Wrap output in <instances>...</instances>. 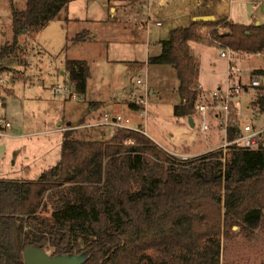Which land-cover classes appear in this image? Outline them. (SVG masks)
<instances>
[{
	"label": "trees",
	"instance_id": "1",
	"mask_svg": "<svg viewBox=\"0 0 264 264\" xmlns=\"http://www.w3.org/2000/svg\"><path fill=\"white\" fill-rule=\"evenodd\" d=\"M10 1L12 40L0 49L1 61L12 59L23 36L38 33L72 0H26L22 9ZM205 24L194 21L173 29L161 51L149 58L176 68L179 117L194 115L204 96L193 42L216 38L241 52L264 54V24L210 22V40L200 32ZM219 24L231 33H219ZM86 37L80 32L73 42ZM65 71V83L85 95L88 61L67 59ZM254 71L264 72V67ZM253 90V105L264 112V88ZM128 105L140 109L136 101ZM67 127L59 162L37 181L0 177V264H26L23 253L29 245L53 256L86 254L81 264H221L222 235L229 237L234 225L245 233L264 226V141L255 149L228 151L225 161L221 149L183 159L139 132L98 139ZM234 135L232 129L230 138ZM44 203L51 206L48 216L41 214Z\"/></svg>",
	"mask_w": 264,
	"mask_h": 264
},
{
	"label": "rangeland",
	"instance_id": "2",
	"mask_svg": "<svg viewBox=\"0 0 264 264\" xmlns=\"http://www.w3.org/2000/svg\"><path fill=\"white\" fill-rule=\"evenodd\" d=\"M106 1L77 2L84 4L82 11H86L90 4H99L102 11ZM13 3L20 9L26 6V0H13ZM134 10L129 8L122 22L117 23L120 28L118 33L104 30L103 25L102 28L100 25H94L93 28L98 30L99 36L95 39L97 42L89 38L88 45L82 43L85 40L73 42L77 33L87 26L74 22V25L70 26L69 35L66 27L67 12H62L38 33L23 36L21 47L14 53L12 59L0 60V72H4L9 80L4 86H0V98L5 103L1 109L8 115V120L14 122V125L23 126L24 132L28 133L25 137L16 140L14 148L11 144L7 145L4 138L0 145V177L37 181L43 171L56 165L61 156L59 142L62 132L51 133V130L61 125L66 127L74 125L77 128L84 119L90 100L99 101L100 107L95 113L97 117L83 124L97 121L104 112L128 115L132 117L130 122L132 125L147 129L149 137L165 148L166 150H162L167 153H170L168 150L181 152L183 149L186 150V147L190 148L191 152H208L209 148L223 143L224 136L216 128L205 133L200 131L201 119L197 114L194 115L196 126H192L186 117L175 114V106L181 103L178 92L180 80L176 68L168 64L150 63L148 58L161 51L159 43L168 39L169 35L152 26L150 47L145 42L147 41L145 31H140L144 34L142 39L131 35V32L137 31V25L147 22L145 16L142 20H138L139 18L134 16ZM218 30L219 33L224 31L231 33L230 29L225 27H220ZM210 31L212 28L209 24L200 29L202 34H207L206 40H210L208 38ZM136 39L138 41H135ZM11 40V1L0 0V49ZM102 40H105L104 43L101 42ZM192 50L198 60H201L200 80L205 87L213 88L222 82L225 78L227 61L220 55L217 44L212 39L210 42H193ZM238 52V62L245 72L264 67L263 53L253 55L249 52L244 53L239 50ZM71 57L87 59L92 71L88 92L80 95L77 101L57 96L53 90L54 85L66 82V76L60 71L64 68L66 60ZM214 71L216 73H213ZM138 78L143 80L142 84L137 83ZM132 83L136 87L133 92H129L128 86ZM153 90L155 94L150 93ZM255 95L257 94L254 90L243 94V103L251 101ZM142 97L147 101L146 116L141 115L136 109H131L129 105L124 108L115 106V103L128 104L129 101H138ZM100 112L101 114H98ZM258 112H261L259 108L243 107L240 117L248 123H259V119L254 117ZM102 127L79 126L77 134L108 139L110 130L103 127L106 129V135H103ZM93 128H101V130L95 134L86 132ZM41 210H43L42 215L48 216L51 213V206L48 204L45 208L44 203ZM150 254L156 256L159 253L150 251ZM220 258L221 264L226 261L249 264L263 261L264 226L259 225L252 233H245L239 226L234 225L230 229L229 237L224 238L222 235Z\"/></svg>",
	"mask_w": 264,
	"mask_h": 264
},
{
	"label": "crops",
	"instance_id": "3",
	"mask_svg": "<svg viewBox=\"0 0 264 264\" xmlns=\"http://www.w3.org/2000/svg\"><path fill=\"white\" fill-rule=\"evenodd\" d=\"M77 1L79 0H72L69 4L68 10L66 11L67 12L66 13V19H67L66 27L68 28V33L70 35V26L74 25V22L83 23L84 25H81V26H87L86 28L82 29L83 31L87 32V37L85 41L82 43H87V45L90 39L96 41L95 39L99 36L98 30L96 28H93L94 25H100L101 28L103 25L104 30H113L115 33H118L120 28L117 26V23L122 22V19L125 17V14L128 13L129 8L133 10L135 9L134 16L136 15V18H139L138 20H142L144 16H145L144 18L147 17V22L145 24L142 23L139 26L137 25V31L131 32V35L133 34L136 37H138V39L140 38L142 39L144 37V34L140 33V31H145V37L147 39V41L145 42L148 44L149 47L151 46L150 33H151L152 26H156L157 29H159L160 31H164L165 34H168L170 37V33L173 29L186 28L190 26L194 21H196V18L199 16H214V19L202 20L206 22L205 24L206 27L208 26V23L210 22L215 23V22H219L220 20H225L227 22L241 23V24H246V25L264 24V0H107L105 4H103L104 7L102 11H101V6L99 4L98 5L90 4L87 7L86 11H82V8H84V4L83 3L80 4ZM106 5H108L107 8H106ZM119 13L121 14V16H119ZM149 25L151 26V28L149 27ZM210 27L213 29L212 26ZM218 27L219 28L225 27L226 29H230L228 26H224L222 24H219ZM206 35L207 34H203V37L205 39L207 37ZM138 39H136L135 41H138ZM104 41L105 40H102L101 42L104 43ZM90 45L91 44H89V46ZM159 47L161 49L160 43H159ZM68 59H84V58L71 57ZM84 60H87V59H84ZM200 63H201V60H200ZM255 69H259V68H255ZM248 71H252V70H248ZM60 72L61 74H64L66 76V80H67L68 73L65 71V65H64V68L61 69ZM213 73H216V72L214 71ZM224 74L226 78V73ZM200 77H201V74H200ZM225 78L222 82L218 83L213 88H216L224 84ZM12 81H14V78L12 79ZM199 82L202 84V86L206 90L213 89V88H210L209 86L205 87L204 83L200 80V78H199ZM88 85H89V81H88ZM135 87H136L135 84L133 83L130 84L128 86L129 92H133L135 90ZM87 92H88V89H87ZM150 93L155 94L154 90L151 91ZM77 100H72V101H77ZM136 102L138 103V101ZM94 103H97L98 105H94ZM4 105L5 103L4 101H2V107H1L2 109ZM127 105H128L127 102L115 103V106L117 108H121V107L124 108ZM139 105L141 107V104ZM98 107H100L99 101L90 100L89 104L87 105L86 114L84 115L83 120L87 121V120L95 119L97 117V114L95 113L97 112ZM2 109L0 110V114L7 118L8 115L4 113V110L2 111ZM98 114H101V112ZM125 116L129 117L130 120L132 121V117L128 115H125ZM186 118L189 120L191 116H188ZM263 122H264V118H263ZM67 128L68 127L61 125L60 127L51 130V133L52 132L53 133L62 132V138H61V141L59 142L60 148H61V144L64 138L63 133ZM23 129H24L23 126L21 127L19 124L14 125V122H13L12 129L9 132V136L5 137L6 144L9 146L11 144V146H13L14 148L16 144V140L23 138L28 134V133H25ZM100 130L101 128L99 129L93 128L90 130H86V132L95 134V133H98V131L100 132ZM102 133L103 135H106V129L103 127H102ZM2 143L0 145H2ZM204 152L206 151L191 152L190 148L186 147V150L183 149L181 152H178V153L189 157V156L199 155ZM27 169H29V167Z\"/></svg>",
	"mask_w": 264,
	"mask_h": 264
},
{
	"label": "built area",
	"instance_id": "4",
	"mask_svg": "<svg viewBox=\"0 0 264 264\" xmlns=\"http://www.w3.org/2000/svg\"><path fill=\"white\" fill-rule=\"evenodd\" d=\"M214 43L220 49V55L227 61L226 78L225 83L221 86L206 90L199 82L198 89L204 93L203 99L197 103L196 112L201 123L199 129L205 133L207 131L216 128L224 136L223 143L217 147L209 148L223 150V160H226L228 151L234 148H247L255 149L260 146L264 141V112H258L254 117L259 123H248L243 121L240 117L241 110L243 107L254 108L253 102L256 100V95L251 101L243 103L242 95L253 89L264 88V72H256L254 70L245 72L243 67L238 62L239 52L237 49L224 44L218 39H213ZM262 53H259L261 55ZM249 55V53H247ZM256 70V69H255ZM7 78L4 72H0V86H4ZM138 84H142L141 78L137 79ZM54 94L64 99L77 100L80 94L67 83H59L53 86ZM138 104H141L138 111L141 115L147 114V101L145 98H140ZM2 107V100L0 99V108ZM194 114V115H195ZM194 115H191L194 119V126L196 121ZM129 117L122 113H110L104 112L101 114L99 119L95 122L81 124L83 127H106L110 130L109 138L113 139L120 134L122 131L126 132H139L149 137L148 132L141 126H134L131 123ZM12 129V122L5 116L0 114V144L3 139L9 136V132ZM234 129V137L230 138L231 130ZM126 143H132V140L125 141ZM154 142V141H153ZM155 143V142H154ZM160 149H165L155 143ZM166 150V149H165ZM170 153L186 159L185 155L179 154L176 151H170ZM200 155V154H199ZM197 156V155H195ZM194 157V156H189Z\"/></svg>",
	"mask_w": 264,
	"mask_h": 264
},
{
	"label": "water",
	"instance_id": "5",
	"mask_svg": "<svg viewBox=\"0 0 264 264\" xmlns=\"http://www.w3.org/2000/svg\"><path fill=\"white\" fill-rule=\"evenodd\" d=\"M214 19V16H199L196 18V21L202 20H211ZM189 123L194 126V119L189 118ZM83 258L82 255H51L49 251L42 249L35 245H29L24 250L23 256L26 264H81L86 258L87 255ZM79 257V258H77Z\"/></svg>",
	"mask_w": 264,
	"mask_h": 264
}]
</instances>
